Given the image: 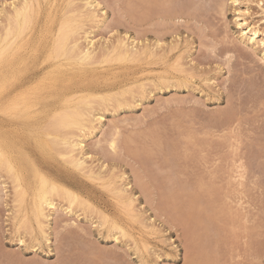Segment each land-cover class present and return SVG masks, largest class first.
<instances>
[{"label":"rangeland","instance_id":"374dc122","mask_svg":"<svg viewBox=\"0 0 264 264\" xmlns=\"http://www.w3.org/2000/svg\"><path fill=\"white\" fill-rule=\"evenodd\" d=\"M92 1L90 4L95 6H85L79 14L80 8L85 3L83 0H0L1 27L6 25V17L11 14L14 6H20L24 2L29 3L32 13L30 25L27 26L26 31L18 40L23 49L19 50L16 57L13 58L14 67L12 71L14 77L11 80L12 86L3 94L0 103V150L4 153L2 159L9 160L12 163L21 178L20 184L25 192L22 202L14 200L16 199L15 187L18 183H16L11 173L0 166V264H187L189 258H186V261L184 257H190L187 255V250L191 248L188 247L191 245L188 243V236L186 235L187 237L184 238V235L188 232L187 226L190 227V223L184 220L181 222L180 218L183 219L185 209L183 208L184 211H181L182 209H177L176 205L184 197L180 193L185 189L186 191L189 190L187 187L191 182H188L194 179H191L194 174L189 173L191 169L187 168L191 180H184L188 176L187 170H185L186 165H182V161L183 163L185 161L182 153H186L185 147L182 148L184 146L182 144L185 142L184 136L186 138L184 133L189 130L188 121L192 116L196 119L194 123L197 125L193 123V118L191 120L194 126L201 123L199 127H203L202 129L212 127V130L208 131L209 133L206 131V134H211L209 137L211 136L212 140H214V135L216 137L212 146L215 148V145L218 144L217 149L215 148L216 152L212 149L215 154L219 152L218 155L220 157L222 155V158L228 154L227 158L229 156V159L231 155H237L238 158L243 156L237 159L238 161L233 159L236 156L231 158L233 159L231 161L226 160L228 161V165H226V158L222 159L221 162L218 159L220 157L216 156L217 154L210 152L208 147L212 143L210 145L206 144L210 152L207 153L214 154L211 155L214 158L207 156L208 159L217 157L215 160L212 159L215 162L208 161L214 165L213 167H215L213 163H216L217 160V165L221 162V165L225 168L229 166L230 162L235 161L233 163L238 164L241 160L240 162L243 165L239 166L246 168L243 169L245 173L239 169V175L238 172L233 174L234 167H240L238 165L231 167V164L229 168H232V170L227 172L229 168L226 169L225 177H223L224 170L222 166L223 174L219 173L222 177L217 176L219 174L216 175L217 172L222 171L221 169L219 171L216 168L217 172L212 171L217 176L215 179L220 177L218 182L222 187L217 186L218 188L226 187L225 184L229 181H225L226 183L223 181L228 179L227 175L230 174V181L237 174L235 180H241L240 183H243L242 186H238L240 183L233 180V185L235 182L234 189L239 187L240 191L238 189L230 191L225 188L227 191L225 190L224 193H228V195L230 193V198L233 192L237 194V196L233 195L235 196L234 199L227 198L228 195L222 194L223 190H218L223 198L225 195L229 203L232 202L228 204L231 205V208H235L234 211L240 202H242V208H245L239 209L240 207H238L237 213L242 214L239 217L240 223L236 224L238 228L234 225L237 228L235 231L231 229L235 232V235H238L235 237L231 235L230 237L228 232L222 228L224 232H227L226 234L223 232V234L228 235L230 238L222 234L223 237L233 241L223 243L222 241L227 239H219L222 240L218 241V245L221 246H217L218 248L216 247L217 250H215L217 233L222 230H217L222 225L221 219L228 220L227 213L231 214V217L234 212L233 210L232 213L226 210L227 213L222 211L225 209H222L223 204H225L223 200L222 206L218 205L217 208L222 207V210H220L225 212L227 219L225 217L221 218L224 214L221 217H216V219L221 218L220 221L215 220L221 222L219 226L211 220L209 222L211 227L208 225V232L210 233L209 236L212 235L213 237H210V239L209 236H206L207 241L204 238L200 239L197 246L202 253L203 249L209 252L211 245H213L212 249L215 248L213 250L218 254L213 252L212 249L209 254L215 253L217 258L214 257L215 255L213 257L215 263L217 262L216 264H264V44L260 42L264 38V0H181V2L178 0L179 5L177 0H174L172 5L176 7L170 5L174 8L172 10L176 13V10L179 12V9H181L183 11L182 13L180 11V13L184 16L180 15V20L177 19L176 22L174 20L175 23L168 20L171 22L169 23L166 19L167 24L165 19H156V24L150 20L153 18L152 16L148 18L149 14L147 12L148 23L142 24L140 22L142 13L139 11L140 5L138 6L140 0H96L97 2L94 0L95 3ZM76 5L78 6L76 7ZM179 6L181 7L179 8ZM196 9V14H194ZM149 13L152 12L149 11ZM153 13L155 14V12ZM188 13L189 15H185ZM92 14L95 17L92 18ZM162 18H164L163 15ZM241 19L245 20L246 27L251 30L256 29L258 32L254 41H251L248 35L243 36L241 34L243 27H245L238 25ZM162 22L165 24L163 25ZM63 23L69 24L71 28H77V34L75 35L78 36L79 46L83 49L87 48L88 41L94 43L95 52L99 51L97 54L95 53V57L83 62L57 51L58 28H61L60 26ZM147 26L148 28H146ZM1 27L0 31L2 32ZM85 36L88 41L85 40ZM134 45L143 49L144 54L142 56L122 58L117 55V51L113 52L111 50L112 47H117L130 51V48ZM91 60L94 61L91 62ZM35 74H39L41 79L35 80L33 76ZM41 83L43 84L38 86ZM31 85L41 88L40 91H36L37 93L34 91L35 93L22 97L26 100V103L11 107V110H9L8 105L10 103L7 99L15 95L18 96V93L27 87H31ZM86 93L93 95L94 98L89 99L90 101H84V103L81 102L77 105V110L75 109L71 113L80 115L82 120L76 119V121L81 122L83 126L86 124V120L91 121L90 123L87 122V129L82 127L79 131L78 128L82 126L81 123V126L74 124V126H79L76 127L78 130L75 128L70 129L73 128L72 125H69L68 128H58L59 126L56 127L54 124H50L54 109H56L55 106L64 104L73 95L75 97L84 96ZM217 109H223V111ZM183 116H186L185 118L188 121L182 118ZM213 117L217 119L214 118L213 120ZM175 118L177 119L175 120ZM181 118L182 120H180ZM229 119L230 121L234 120V125L231 124L233 126L230 128L235 130L232 131L229 128L231 131L230 136L227 134L229 129H222L221 125L223 126V124H220L223 123L222 121L225 120L224 122H226ZM184 120L187 122L185 123ZM211 121L213 122L211 123ZM206 122L209 126L206 125ZM178 123L180 124L178 125ZM204 124L205 127L202 126ZM241 125H244V127ZM215 126L222 130L217 129ZM182 129L184 130L182 131ZM71 130H74V132H71ZM215 130H218V132ZM223 130H225L224 134ZM70 132L73 134L70 136H77L79 140L83 141L82 152L89 156L86 164L95 170L94 175L77 170L71 162L67 161L68 159L66 160L65 153L61 151L63 146H59L61 144L56 145L59 142L57 140H61L62 137L66 138ZM179 132L184 136H181ZM241 133L242 135H240ZM208 134L206 137H208ZM217 136L221 139H218ZM113 137L116 140L115 150L108 146L109 140ZM70 138L75 139L74 137ZM205 139L207 140V138ZM225 140H230L227 143H231L230 146L232 147L235 146L234 150L237 149V153L232 151L233 154L236 153L235 155L231 154L232 152L230 153L232 147L229 150V147L226 144L224 145ZM237 140H240L241 145ZM247 140L250 141L246 142ZM218 142L221 145L223 144L224 147L223 145L220 147ZM232 142L236 143H233V145ZM255 142L257 143L256 146ZM225 146L228 147L229 151L227 149V151H224ZM164 147L166 148L164 149ZM218 147L223 150L221 149L220 152ZM173 149L178 150L174 151ZM246 149H248V152ZM62 150L65 152L64 148ZM239 150L243 153H240ZM179 154L182 155H180L181 158ZM202 154L204 155V152ZM164 157H167V160ZM164 160L167 162H164ZM168 162L170 164H167ZM187 162L188 158L185 163ZM204 163L206 162L201 165ZM207 163L204 166L208 165ZM200 164H196L197 168L195 169H198L196 171L201 170L198 167H201ZM210 164L208 166H211ZM238 168H236L237 171ZM203 169L205 170V168ZM209 169L210 167L206 168V172H199L206 174ZM211 169L213 170L212 166ZM211 169L209 173H211ZM181 171L185 173L181 174ZM242 172L244 173L243 177L240 176L243 175ZM214 174H212L213 177H215ZM40 175L51 182L67 187L79 196V199L87 201L86 205H88L87 203L89 205L86 206L83 201L82 204L76 202L72 207L67 208L68 203L66 201L60 197H58V200L57 196H49L54 201L57 211L52 212L44 207L47 218L41 219L44 227L40 230L35 217ZM196 176L194 183L197 180ZM205 178L203 180H210L208 173ZM212 181L208 186L216 192L215 185L218 182L216 184V181H213L214 184ZM119 188L123 189V193L117 192V190H120ZM228 188L233 189L232 186ZM236 192H239V194ZM178 194L180 195L178 196ZM223 198H218V200ZM130 202L132 205L129 206ZM218 202L222 203V201ZM181 205L184 206L182 203ZM65 208L66 210L63 212ZM178 208H180L179 205ZM228 208L230 209V207ZM228 208L226 209L228 210ZM177 210L181 214L183 213L181 217ZM221 211L220 213H222ZM241 216L244 218L241 219ZM239 218L236 216V222H239L237 221ZM230 221L225 223L228 222L229 225ZM231 222L233 224L234 221ZM225 223H223L224 226ZM241 223L244 226L240 225ZM212 225L217 228L214 230ZM239 225L241 229H239ZM210 229H213V231ZM231 230L230 232H232ZM237 231L239 232L237 233ZM212 240L214 243H211ZM203 241L207 243L205 245L208 249L204 246ZM222 244L227 245V247H223ZM247 245L250 248L252 247L253 251L248 249ZM190 251L192 253L193 248ZM248 252H251V255ZM228 254H230L229 258Z\"/></svg>","mask_w":264,"mask_h":264},{"label":"bare ground","instance_id":"6f19581e","mask_svg":"<svg viewBox=\"0 0 264 264\" xmlns=\"http://www.w3.org/2000/svg\"><path fill=\"white\" fill-rule=\"evenodd\" d=\"M72 1V0H71ZM96 1V0H95ZM95 1L93 0L92 2H94L95 3ZM173 1V2H172ZM180 2H181V0H179ZM187 1H189V0H187ZM193 1V0H192ZM191 1V2H192ZM29 2V1H28ZM83 2H85L84 3V6H80L81 8H80V11H79V14L81 13V11L83 10V7H85V6H90V7H94L95 5H91L90 4V2H91V0H83ZM97 2V1H96ZM140 2V3H139ZM139 2H136V3H139L138 4V6L140 5V12L142 13V15L140 16V17H142V19H141V23L142 24H146V22L148 23V19L146 18L147 17V15H148V18H150L151 16L153 17L152 19H150L151 21H154L156 24H157V22H156V19H165V23H166V19H167V22H169L168 20H170V21H173L174 22V20H175V22H176V20L177 19H179L180 20V18H181V16L183 15L184 16V14H181L182 13V11H181V9H179L180 11H181V13H180V11L179 12H177V10H176V13L173 11L174 10V6L172 5V4H174V0H140ZM172 2V3H171ZM176 2V1H175ZM199 2V1H198ZM76 3V2H75ZM75 3H74V5H75ZM101 3V2H100ZM177 3H178V0H177ZM79 4V3H78ZM97 4V3H96ZM185 4V3H184ZM183 4V5H184ZM73 5V4H72ZM71 5V6H72ZM170 5H172L173 7H171ZM178 5H179V3H178ZM194 5H196V3H194ZM78 5H76V7H77ZM186 6V5H185ZM184 6V7H185ZM191 6V5H190ZM218 6V5H217ZM70 7V6H69ZM75 7V6H74ZM171 7V8H170ZM176 7V6H175ZM181 6H179V8H180ZM194 7V6H193ZM68 8V7H67ZM73 8V7H72ZM138 8V7H137ZM138 8V9H139ZM172 8H173V10H172ZM192 8V7H191ZM214 8V7H213ZM219 8V7H218ZM217 8V9H218ZM69 9V8H68ZM137 9V10H138ZM148 9V10H147ZM177 9V8H176ZM182 9H184V8H182ZM193 9V8H192ZM216 9V10H217ZM74 10V9H73ZM73 10H71V11H73ZM75 10H76V8H75ZM77 10H79V9H77ZM154 10V11H153ZM68 11V10H67ZM139 11H138V13H139ZM149 11L150 12H152V13H149ZM186 11V10H185ZM189 11V10H188ZM190 11H192L191 9H190ZM190 11H189V13H190ZM195 11H197V9L196 10H194V14H196L195 13ZM215 11V10H214ZM220 11V10H219ZM11 12V11H10ZM148 14H147V13ZM153 12H155V14L153 13ZM198 12H199V10H198ZM197 12V13H198ZM213 12V11H212ZM189 13L188 14H185V15H189ZM200 13V12H199ZM211 13V12H210ZM220 13V12H219ZM146 14V15H145ZM152 14V15H151ZM153 14H154V16H153ZM162 15H163V17L164 18H162ZM181 15V16H180ZM192 16H193V14H191ZM190 15V16H191ZM198 15V14H197ZM200 15V14H199ZM93 17H95L94 16V14H92V18ZM200 18H201V16H199ZM198 17V18H199ZM194 18V17H193ZM138 19V18H137ZM197 19V18H196ZM31 20H32V13H31V8H30V6H29V3H26V2H24L22 5H20V6H14L13 7V11L11 12V14H9V15H7V17H6V25L4 26V27H1L2 28V32L0 31V103H1V98H2V96H3V94L5 93V92H7L10 88H11V80L13 79V71H12V69H13V67H14V62H13V58H15L16 57V53L19 51V50H21V49H23L22 48V45L20 44V43H18V40L20 39V37L22 36V34L26 31V29H27V26L28 25H30V23H31ZM43 20V19H42ZM187 20H188V18H187ZM195 20V19H194ZM201 20H202V18H201ZM5 21V20H4ZM185 21V20H184ZM43 22V21H42ZM160 22V21H159ZM158 22V23H159ZM174 22V23H175ZM180 22V21H179ZM4 23V22H3ZM163 23V22H162ZM165 23H163V25L165 24ZM169 23H171V22H169ZM139 24V23H138ZM167 24V23H166ZM151 25H152V22H151ZM154 25V24H153ZM178 25V24H177ZM238 25L239 26H241V27H243V26H245L246 25V23H245V20L244 19H241V22H239L238 23ZM79 26V25H78ZM61 28H58V35H57V38H56V48H57V51L59 52V53H62V54H64V55H68V56H72L73 57V59H76V60H78V61H85V60H90L92 57H95L94 55H95V53L97 54V52H99V51H97V52H95V49H94V43L92 42V41H88L87 39H86V36L84 37L85 38V40H87L88 41V46H87V48H84L83 49V47H80L79 46V43H78V40H77V38H78V36L76 37V35L75 34H77V28H71L70 27V25L69 24H67V23H63V24H61V26H60ZM145 27V26H144ZM150 27V26H149ZM157 27H158V25H157ZM166 27V26H165ZM181 27V26H180ZM81 28V27H80ZM146 28H148V26L146 27ZM143 30H145L144 28H143ZM146 31V30H145ZM29 32V31H28ZM83 32V31H82ZM143 32V31H142ZM78 33H81V32H78ZM144 33V32H143ZM149 33V32H148ZM243 36H246V35H248V38L251 40V41H254V39H256V37H257V35H258V32L256 31V29L254 30H251L250 28H248V27H243V30H242V33H241ZM27 35V34H26ZM79 35V34H78ZM144 35H145V33H144ZM75 39H74V38ZM79 37H80V35H79ZM24 39V38H23ZM260 42H262V44H264V38H262V40L260 41ZM244 45V44H243ZM264 48V47H263ZM99 50V49H98ZM111 50L114 52V51H117V55L119 56V57H122V58H125V57H129V56H133V57H135V56H142L143 54H144V52H143V49L142 48H138L136 45H134V46H132L131 48H130V51H127V50H123V49H121V48H117V47H112L111 48ZM168 51V50H167ZM100 54V53H99ZM101 54H102V52H101ZM106 54V53H105ZM97 56V55H96ZM99 56V55H98ZM182 58V57H181ZM94 61V60H93ZM92 60H91V62H93ZM180 61V60H179ZM182 61V60H181ZM20 65V64H19ZM187 68V67H186ZM188 70V69H187ZM41 71V70H40ZM179 72V71H178ZM34 76V78H35V80H40L41 79V76L39 75V74H35V75H33ZM194 76V75H193ZM192 79V78H191ZM43 83H41V84H39L38 86H40V85H42ZM40 89L41 88H38L36 85H31V87H27V88H25L24 90H22L20 93H18V96L17 95H15V96H12L11 98H8L7 100H9V105H8V108H10L9 110H11V107H15L16 105H20V104H23V103H26L25 101V99H22V97H27V96H29L31 93H33L34 91L36 92H38V91H40ZM134 91V90H133ZM34 92V93H35ZM36 92V93H37ZM93 96V95H92ZM91 96V94H88V93H86V95H80V96H71L70 98H69V100H67L64 104H60V105H58V106H55L56 107V109H54V112H53V115H52V120H51V123L50 124H54V126H59L58 128H68V127H70L71 125L73 126V128L71 127L70 129H76V125H80V123L81 122H77L76 121V119L77 120H80L81 118H80V115L79 114H75V113H71L72 111H74L75 109H76V107H77V105L78 104H80L81 102L82 103H84V101L86 102L87 100H91V98H94V97H92ZM95 96V95H94ZM101 96H102V94H101ZM101 96H99V97H101ZM103 97V96H102ZM101 97V98H102ZM174 97V96H173ZM235 98V97H234ZM113 99V98H112ZM174 99H176L175 97H174ZM259 99H261V98H259ZM89 100V101H90ZM172 100V99H171ZM170 100V101H171ZM93 101V100H92ZM112 101V100H111ZM245 101V100H244ZM137 102V101H136ZM172 102H174V101H172ZM238 102V101H237ZM257 102V101H256ZM261 102V101H260ZM89 103V102H88ZM113 103V102H112ZM111 103V104H112ZM231 103V102H230ZM232 103H233V101H232ZM99 104V103H98ZM247 104V103H246ZM259 104V103H258ZM257 104V105H258ZM231 105H233V104H231ZM263 105V104H262ZM93 106H95V105H93ZM230 107V106H229ZM93 108H95V107H93ZM228 108V107H227ZM248 108H249V106H248ZM258 108V107H257ZM261 108H262V106H261ZM263 108H264V105H263ZM84 109V108H83ZM98 109V108H97ZM191 109V108H190ZM233 109V108H232ZM251 109V108H250ZM252 109H254V108H252ZM256 109V108H255ZM77 110V109H76ZM86 110V109H85ZM174 110V109H173ZM217 110H219V109H217ZM262 110V109H261ZM79 111V110H78ZM89 111H90V109H89ZM93 111V110H92ZM91 111V112H92ZM183 111V110H182ZM185 111V110H184ZM187 111V110H186ZM189 111V110H188ZM219 111H223V109L222 110H219ZM227 111H229V110H227ZM237 111V110H236ZM178 112V111H177ZM224 112H225V110H224ZM243 112V111H242ZM258 112H260V111H258ZM263 112V111H262ZM85 113V112H84ZM83 113V114H84ZM89 113V112H88ZM188 114H190L189 112H187ZM191 113H192V111H191ZM198 113V112H197ZM226 113V112H225ZM231 113H234V112H231ZM247 113V112H246ZM249 113V112H248ZM264 113V112H263ZM73 114V116H71ZM86 114V113H85ZM193 114V113H192ZM211 114H214V113H211ZM217 114V113H216ZM221 114H222V112H221ZM237 114H238V112H237ZM241 114V113H240ZM259 114V113H258ZM173 115H175V114H173ZM180 115V114H179ZM218 115V114H217ZM242 115V114H241ZM243 115H247V114H243ZM262 115V114H261ZM74 116H75V118H74ZM84 116V115H83ZM93 116V115H92ZM188 116V115H187ZM198 116V115H197ZM218 116H221L220 114L218 115ZM234 116V115H233ZM249 116V115H248ZM254 116V115H253ZM258 116H260V115H258ZM76 117H78V118H76ZM172 117H174V116H172ZM186 117V116H185ZM184 116L182 117V118H185ZM201 117H203V116H201ZM230 117V116H229ZM238 117V116H237ZM242 117V116H241ZM90 118V117H89ZM100 118H102L101 116H100ZM180 118V117H179ZM178 118V119H179ZM182 118L180 119V120H182ZM190 118V117H189ZM192 118H193V116H192ZM190 119V121L191 120H193V119ZM207 118V117H206ZM214 118H216V117H213L212 119L214 120ZM219 118H221V117H219ZM232 118H234V117H232ZM240 118V117H239ZM245 118V117H244ZM247 118V117H246ZM249 118V117H248ZM174 119V118H173ZM172 119V120H173ZM177 118H175V120H176ZM187 121H188V119L187 118H185ZM198 120H199V118H197ZM217 119V118H216ZM222 119V118H221ZM220 119V120H221ZM227 119H228V117H227ZM237 119V118H236ZM253 119V118H252ZM82 120V119H81ZM171 120V119H170ZM174 120V121H175ZM206 120V119H205ZM223 120V119H222ZM240 120V119H239ZM244 120V119H243ZM248 120V119H247ZM256 120V119H255ZM260 120V119H259ZM173 121V122H174ZM186 121V122H187ZM190 121H188L189 123V130H187L185 133H184V135L186 134V138H185V136H184V138L183 139H185V142H184V140H183V144L182 145H184V146H182V148L183 147H185V152L186 153H182V155H183V160H185L184 161V163H183V161H182V165H186V167H185V170H187L186 171V173H187V176L189 177H187V178H185L184 180L186 181V179H189V180H191V179H193V181L195 180V174L197 173L198 175V178H197V176H196V181H195V183L191 180V181H189L188 183H190L189 185L191 186L190 188H189V185H188V187H187V189H189V190H187L186 191V189H185V191H183L182 193H180V192H177V193H180V194H183L184 195V197L178 202V205H179V207L180 208H178V205H176L177 206V209H182L181 211H184L183 210V208L185 209V211H184V216H182V214L180 213V211L179 210H177V211H179V213H180V217L182 216L183 217V219H181L180 218V220H181V222H182V220H184L185 222L187 221H189V223H190V227H189V225L187 226V233H185V235H184V238H185V236L187 237V240H188V243H189V245H191V246H188L189 248L191 247V248H193V251H192V253H191V248L190 249H188L187 251H188V253H189V251H190V255L187 253V255L188 256H190V257H184L185 259L187 258H189L188 260V263L187 264H216L215 263V261H214V257H216V255H215V253H216V251L215 250H217V246H219L218 245V241L220 242V241H222V240H224V239H227L226 241L224 240V241H222L223 243H228V241H230L231 239H228V238H230L231 237V235L232 236H236V235H238V234H236L235 235V229H237L238 228V226L236 225V224H238V223H240V215H242V214H239V212L237 213V209H238V207H240L239 209H245V208H242V205H241V203L242 202H240V204L237 206V209L235 210L236 211V213H237V218H239V219H237V221H239V222H236V220H235V218H236V216H235V214L236 213H234L235 211H234V209L233 208H231V205L229 206V204L230 203H232L231 201H230V203H229V201H228V197L229 196H231L230 195V193H229V195H228V193H224V192H226L227 190L226 189H228V190H235V189H238L239 187H235V189H234V185H235V182H234V185L232 184L233 183V180L234 181H236L237 183L239 182L240 183V181L241 180H235V176H238L239 175V173H240V171L241 170H243L244 168V166L242 167V166H239V165H243L240 161V164H239V162H238V164H234L233 162H235V161H238L237 159H239V158H242V157H239L238 158V156L237 155H235L237 152V149L236 150H234V147L235 146H230L231 145V143L229 144V143H227V141H230V140H225V142H223L224 143V145L226 144V146H228V147H226V148H224L225 150L224 151H227L228 149L230 150V148L232 147V149H231V151H230V153L233 151V152H236V153H234L233 154V152L231 153V154H233V155H235V156H232L231 154V156H230V159H229V156H228V158H227V155H225V157H223L222 158V155H221V157L218 155V154H220L219 152L218 153H214V152H216V150H215V148L217 147V145H215L214 147L215 148H213L212 146L214 145L213 144V141H215V138L216 137H214L213 136V138H214V140H212V138H211V136L209 137V135H211V134H208L209 132L208 131H211L212 130V127L211 128H209L208 126V122H206V125H208L207 127L209 128V129H202V128H200L199 126L201 125V123H198V124H200V125H198V126H196L197 124L196 123H194V121H196V119H194L193 120V123L194 124H196L195 126L193 125V123H192V121L190 122ZM225 121V120H224ZM224 121H222L223 123H220V124H223V126L221 125V128L222 129H229L230 127H232L234 124H233V121L234 120H231L230 121V119L229 120H226V122H224ZM240 121H242V120H240ZM87 122L88 123H90L91 121H87L86 120V124H87ZM178 122V121H177ZM176 122V123H177ZM181 122V121H180ZM184 122H185V120H184ZM185 122V123H186ZM200 122V121H199ZM203 122V121H202ZM213 121H211V123H212ZM258 122V121H257ZM78 123V124H77ZM182 123V122H181ZM225 123V124H224ZM236 123H238V122H236ZM246 123V122H245ZM252 123V122H251ZM74 124H76L75 126H74ZM82 124V123H81ZM86 124H84V126H83V124H82V126L81 127H77L78 129H80V128H84V129H87L88 127H87V125ZM172 124V123H171ZM180 123H178V125H179ZM182 124H184V123H182ZM231 124H233V125H231ZM242 124V123H241ZM70 125V126H69ZM187 125V124H186ZM211 125V124H210ZM215 125V124H214ZM217 125V124H216ZM218 125H219V123H218ZM239 125V124H238ZM66 126V127H65ZM185 126V125H184ZM202 126H204L205 127V124L204 125H202ZM236 126V125H235ZM242 127H244V125H241ZM260 126V125H259ZM264 126V125H263ZM262 126V127H263ZM169 127H170V124H169ZM179 128H180V126H178ZM183 127V126H182ZM195 127H196V129H195ZM216 127V126H215ZM219 127H220V125H219ZM173 128H175V127H173ZM214 128V127H213ZM217 129H220V130H222L221 128H218V126L216 127ZM255 128H257L256 126H255ZM78 129H76V130H78ZM171 129V128H170ZM185 129V128H184ZM184 129H182V131L184 130ZM200 129V130H199ZM215 129V128H214ZM231 129V128H230ZM230 129H229V133H227L228 134V136H230V134H231V131H230ZM233 129H234V127H233ZM240 129V128H239ZM238 129V130H239ZM242 129H244V128H242ZM247 129V128H246ZM264 129V128H263ZM83 130V129H82ZM202 130V131H201ZM203 130H205V131H203ZM219 130V131H220ZM232 130V129H231ZM237 130V131H238ZM261 130V129H260ZM59 131V130H58ZM62 131V130H61ZM79 131H81V129L79 130ZM78 131V132H79ZM195 131H198V132H196L195 133ZM206 131L208 132L207 134H208V137H206ZM216 131V130H215ZM224 131L225 130H223V134H224ZM232 131H235V130H232ZM241 131V130H240ZM243 131V130H242ZM246 131V130H245ZM244 131V132H245ZM247 131H248V129H247ZM249 131H251V130H249ZM71 132H74V130H71ZM70 132V133H71ZM114 132H115V130H114ZM157 132H159L158 130H157ZM170 132H172V131H170ZM176 132H177V130H176ZM213 133H214V130L212 131ZM216 132H218V130L216 131ZM252 132H253V129H252ZM256 132V131H255ZM262 132V131H261ZM69 133V136H65L66 138H64V137H62V139L61 140H57V141H59V142H57L56 143V145H58V144H61V145H59V146H63L62 148H64V151L65 152H63V150H62V148H61V151H62V153H65V155L64 156H66V160L68 161V162H71L72 163V166L74 165L75 166V168L77 169V170H81V171H85V172H87L89 175H94L95 174V170H93L92 169V167L91 166H87V164H86V160L89 158V156H87L86 154H84L83 152H82V150H83V144H82V140H79V137L77 138V136L75 137V136H70V135H73L72 133L70 134ZM117 133V132H116ZM175 133V132H174ZM180 133V135H181V132H179ZM178 133V134H179ZM239 133V132H238ZM258 133H260V132H258ZM76 134V133H75ZM111 134V133H110ZM154 135H155V133H153ZM152 134V135H153ZM216 134V133H215ZM233 134V133H232ZM251 134V133H250ZM255 134V133H254ZM117 135V134H116ZM152 135H151V137H152ZM157 135V134H156ZM159 135V134H158ZM157 135V136H158ZM177 135V134H176ZM179 135V137L181 138V136ZM217 135H218V133H217ZM220 135H222L221 133H220ZM220 135H219V137H220ZM226 135V134H225ZM238 135V134H237ZM240 135H242V133L240 134ZM261 135V134H260ZM260 135H258V136H260ZM146 136V135H145ZM145 136H143V137H145ZM156 136V137H157ZM172 136H173V134H172ZM178 136V135H177ZM176 136V138H178ZM224 136V135H223ZM245 136V135H244ZM243 136V137H244ZM248 136V135H247ZM246 136V137H247ZM250 136V135H249ZM257 136V137H258ZM54 138H55V136H53ZM70 137H74L75 139H73V138H70ZM111 137V136H110ZM207 138V140L205 139L204 140V138ZM239 137V136H238ZM242 137V138H243ZM245 137V138H246ZM69 138V139H68ZM77 138V139H76ZM154 138V137H153ZM175 138V139H176ZM217 138H218V136H217ZM223 138V137H222ZM226 138H228V137H226ZM233 138V137H232ZM240 138V137H239ZM261 138V137H260ZM56 139H58L57 137H56ZM137 139H139V138H137ZM141 139V138H140ZM139 139V140H140ZM211 139V140H210ZM218 139H221V138H218ZM217 139V140H218ZM235 139V138H234ZM238 139V138H237ZM247 139V138H246ZM250 139H252L251 137H250ZM256 139V138H255ZM127 140V139H126ZM145 140V139H144ZM169 140V139H168ZM178 140H179V138H178ZM210 142H209V141ZM217 140H216V142H217ZM257 140V139H256ZM255 140V141H256ZM158 141H159V139H158ZM176 141H177V139H176ZM206 141V142H205ZM212 141V142H211ZM233 141H235V140H233ZM237 141H239V144L241 143L240 142V140H237ZM241 141H242V139H241ZM243 141H244V139H243ZM248 141H250V140H247L246 142H248ZM253 141V140H252ZM131 142V141H130ZM137 142V141H136ZM145 142V141H144ZM150 142V141H149ZM162 142V141H161ZM175 142V141H174ZM181 142H182V140H181ZM220 142H222L221 140H220ZM220 142H218V143H220ZM260 142H262V141H260ZM9 143V142H8ZM95 143V142H94ZM146 143V142H145ZM166 143V142H165ZM176 143V142H175ZM179 143V142H178ZM210 143H212V145H210ZM233 143H236V142H232V144ZM238 143V142H237ZM126 144V143H125ZM155 144H157V143H155ZM162 145H163V143H161ZM180 144V143H179ZM206 144L207 145H210L208 148H210V152H213L214 150V154L217 156V157H220V158H218L219 159V161H221L222 162V159L224 160V158H226L225 159V162L227 163L226 165H228V161H226V160H229V161H231V160H235V161H233V162H230L229 163V166H231V164H232V166L231 167H234L235 165L237 166H239L240 168H238V167H234L235 169V171H232V173L234 174V172H238V175L236 174V175H234L232 178V181H230L231 180V172L230 173H228V174H230V175H227L228 176V179H226V180H224L223 182H227V181H229L228 183L232 186V188L233 189H229L228 187H230L231 188V186L229 185H227V184H225V186L226 187H224V184H223V187L224 188H221L222 187V185H220L219 184V182H218V180L220 179V177H222V175L221 174H219V173H222L223 174V170H224V174H223V177H225V172H226V169L228 170V168H229V166L227 167L225 164H224V162H223V164L226 166V168L225 167H223V165H221V162H219V164L217 165V163H218V160H217V162L216 163H213V164H215V167H213L214 165H212V163L210 164L208 161H212V159L214 158V156H211V155H214V154H208V153H210L209 152V149L207 148V146H206ZM216 144V143H215ZM228 144V145H227ZM249 144V143H248ZM115 145H116V140H115V138L113 137V138H111L110 140H109V144H108V146L111 148V149H114L115 150ZM223 145V144H222ZM221 145V143H220V147L222 146ZM224 145H223V147H224ZM234 145V144H233ZM241 145V144H240ZM240 145H239V147H240ZM257 145V143L255 142V146ZM126 146V145H125ZM158 146H159V144H158ZM164 146V145H163ZM168 146H169V142H168ZM176 146V145H175ZM178 147H179V145H177ZM237 146H238V144H237ZM244 146V145H243ZM254 146V147H255ZM97 147V146H96ZM157 147V146H156ZM171 147V146H170ZM174 147V146H173ZM172 147V148H173ZM212 147V148H211ZM220 147H218L219 149H220V152L223 150L222 148H220ZM245 147V146H244ZM249 147H251V146H249ZM260 147V146H259ZM137 148V147H136ZM143 148V147H142ZM141 148V149H142ZM154 148V147H153ZM159 148V147H158ZM163 148V147H162ZM166 147H164V149H165ZM176 148V147H175ZM181 148V147H180ZM228 148V149H227ZM248 148V147H247ZM252 148V147H251ZM258 148V147H257ZM256 148V149H257ZM146 149V148H145ZM148 149H150V148H148ZM170 149V148H169ZM179 149V148H178ZM177 149V150H178ZM208 149V151H206ZM212 149H214V150H212ZM217 149V148H216ZM222 149V150H221ZM227 149V150H226ZM152 150V149H151ZM154 150H156V149H154ZM158 150V149H157ZM174 150V149H173ZM176 149L174 150V151H177ZM228 150V151H229ZM241 150V149H240ZM239 150V151H240ZM247 150V152H248V149H246ZM134 151V150H133ZM146 151V150H145ZM159 151V150H158ZM166 151V150H165ZM171 151V150H170ZM180 151V150H179ZM182 151V150H181ZM206 151V152H205ZM219 151V150H218ZM250 151V150H249ZM112 152V151H111ZM138 152V151H137ZM144 152V151H143ZM151 152V151H150ZM150 152H148V153H150ZM153 152V151H152ZM155 152V151H154ZM153 152V153H154ZM157 152V151H156ZM160 152V151H159ZM168 152V151H167ZM167 152H164V153H167ZM183 152V151H182ZM204 152V155L207 157H209V156H211V157H213V158H211V159H208V157H207V159L205 160V156L202 154ZM208 152V153H207ZM242 151H240V153H241ZM147 153V152H146ZM145 153V154H146ZM158 153V152H157ZM229 153V152H228ZM239 152H238V154L239 155H241ZM243 153V152H242ZM144 154V153H143ZM151 154V153H150ZM161 154V153H160ZM177 154H178V152H177ZM187 155V157H186V155ZM63 155V154H62ZM139 155H140V153H139ZM175 155H176V153H175ZM175 155H173L174 157H175ZM181 154H179V156H180ZM181 155V156H182ZM185 155V156H184ZM196 155V156H195ZM242 155H244V154H242ZM251 155V154H250ZM254 155H255V153H254ZM259 155V154H258ZM3 156H4V153L0 150V166L2 167L3 166V168H5L6 169V171L8 172V173H11L12 174V176L14 177V179H15V181H16V183H18L17 184V186L15 187V197H16V199H14L16 202H22L23 200H24V196H25V192L23 191V188H22V185L20 184V180H21V178H20V176H19V174H18V172L16 171V169L13 167V165H12V163L9 161V160H6V159H2L3 158ZM148 156V155H147ZM156 156V155H155ZM181 156H180V158H181ZM245 156V155H244ZM143 157V156H142ZM150 157V156H149ZM159 157V156H158ZM194 157H196V158H194ZM205 157V158H204ZM217 157H215V159H217ZM233 157H235V158H233ZM147 158V157H146ZM165 158V157H164ZM167 158V157H166ZM165 158V159H166ZM171 158V157H170ZM176 158V157H175ZM187 158H188V162L187 163H185L186 161H187ZM210 158V157H209ZM231 158H233V159H231ZM162 159H163V157H162ZM177 159H178V157H177ZM176 159V160H177ZM215 159H213V160H215ZM256 159V158H255ZM146 160V159H145ZM167 160V159H166ZM179 160V159H178ZM182 160V159H181ZM180 160V161H181ZM197 160V161H196ZM161 161V160H160ZM159 161V162H160ZM169 161V160H168ZM174 161V160H173ZM244 161V160H243ZM246 161V160H245ZM249 161V160H248ZM158 162V163H159ZM162 162V161H161ZM164 162H167V161H165L164 160ZM177 162V161H176ZM197 162H199V163H197ZM203 162H208L207 164L209 165H211L212 166V168H213V170L211 169V166H208V165H206V166H204V164H206V163H204L203 165H201ZM212 162H215V161H212ZM70 163V164H71ZM174 163V162H173ZM180 163V162H179ZM201 163V164H200ZM237 163V162H236ZM167 164H170L169 162L167 163ZM178 164V163H177ZM201 165V167L200 166H198L201 170H199L200 172L201 171H205L206 170V168H208V167H210V169H211V173H212V171L213 172H217L218 170L220 171V169L222 170V167H223V170L221 171V172H217L216 173V175L217 174H219V175H217V176H220L219 177V179H215L217 176L214 174V173H212V174H214V176L215 177H213V175L211 174V173H209L210 172V169H209V172H208V170H207V173H208V177H209V179L211 180V177L213 178V179H215V180H213L214 182L216 181V184H217V182H218V184L217 185H215V189H217L216 190V192L215 191H212V189H211V187L210 186H208V185H210V182L212 181H210V180H203V179H206L205 178V176H207V173L206 174H204V172L201 174L199 171H196V170H198V169H195V168H197V165ZM234 164V165H233ZM161 165V164H160ZM171 165H172V163H171ZM179 166H180V164H178ZM184 165V166H185ZM220 165V166H219ZM173 166V165H172ZM171 166V167H172ZM184 166H183V168H184ZM222 166V167H221ZM0 167V168H1ZM160 167V166H159ZM182 167V166H181ZM220 167V168H219ZM249 167V166H248ZM170 168V167H169ZM174 168V167H173ZM180 168V167H179ZM191 169V171L189 172L191 175H193V176H191L190 174H188V169ZM203 168H205V170L203 169ZM218 170H217V169ZM236 168H238V171L236 170ZM162 169V168H161ZM171 169V168H170ZM175 169V168H174ZM214 169H215V171H214ZM239 169H240V171H239ZM246 169V168H245ZM244 169V170H245ZM3 170V169H2ZM182 170V169H181ZM184 170V169H183ZM194 172H196V173H194ZM232 170V168L230 169L229 168V170L227 171V172H229V171H231ZM243 170V171H244ZM1 171V170H0ZM104 171V170H103ZM170 171V170H169ZM178 171V170H177ZM247 171V170H246ZM102 172V171H101ZM100 172V173H101ZM182 172V171H181ZM180 172V173H181ZM184 172V171H183ZM183 172L181 173V174H183ZM193 172V173H192ZM206 172V171H205ZM173 173V172H172ZM172 173H170V174H172ZM179 173V174H180ZM185 173V172H184ZM243 173V172H242ZM244 173H245V171H244ZM244 173H243V175H240V176H244ZM6 174V173H5ZM98 174V173H97ZM96 174V175H97ZM176 174H178V173H176ZM211 176H210V175ZM227 174V173H226ZM185 175V174H184ZM204 176L203 178L202 177H199V176ZM246 175H248V174H246ZM173 176V175H172ZM175 176V175H174ZM181 176V175H180ZM190 176H191V179H190ZM9 177V176H8ZM186 177V176H185ZM149 178V177H148ZM176 178V177H175ZM180 178V177H179ZM184 178V177H183ZM237 178H241V177H237ZM7 179V178H6ZM174 179V178H173ZM139 181V180H138ZM181 181H183V180H181ZM209 181V182H208ZM212 181V182H213ZM244 181V180H243ZM7 182V181H6ZM11 182V181H10ZM171 182H173V181H171ZM209 184H208V183ZM213 182V183H214ZM222 182V181H221ZM225 182V183H226ZM212 183V184H213ZM237 183H236V185H237ZM172 184V183H171ZM176 184V183H175ZM193 184V185H192ZM215 184V183H214ZM213 184V185H214ZM246 184V183H245ZM38 185H39V187H38V189H37V191H38V193H37V198H38V201H37V204H36V207H35V217H36V219H37V224H38V226H39V229L40 230H42V228L44 227V223H43V221H41V219H46L47 218V215L44 213V207H47L48 209H50L52 212L55 210V211H57V208H56V205H55V203H54V201H52L51 200V198L49 197V196H57V198L58 197H60L62 200H64V201H66L67 203H68V207L67 208H70V207H72L76 202L77 203H80V204H82L83 203V201H84V204L87 202H85V200H81V199H79V196H77L74 192H72L71 190H69L67 187H64V186H62V185H59L58 183H55V182H51V181H49L47 178H45L43 175H40L39 176V182H38ZM183 185H184V183H183ZM185 185H187V183H185ZM243 185V183H240V185L238 184V186H242ZM251 185V184H250ZM120 186V185H119ZM178 186V185H177ZM181 186V185H180ZM217 186H221L220 188H218ZM244 187V186H243ZM2 188V187H1ZM9 188V187H8ZM170 188V187H169ZM172 188V187H171ZM170 188V189H171ZM186 188V187H185ZM226 188V189H225ZM120 189V188H119ZM242 189V188H241ZM123 190V189H122ZM121 189L120 190H117V192L118 193H123V191H122ZM184 190V189H183ZM220 190H223V193L222 194H225V195H228L227 196V198L225 197V195H224V198H223V196L220 194V192L219 191ZM226 190V191H225ZM239 190V189H238ZM237 190V191H238ZM244 190V189H243ZM254 190V189H253ZM259 190V189H258ZM164 191V190H163ZM168 191V190H167ZM170 191V190H169ZM176 191H178V190H176ZM218 191V192H217ZM240 191V190H239ZM242 191V190H241ZM165 192H166V190H165ZM171 192V191H170ZM169 192V193H170ZM222 192V191H221ZM229 192V191H228ZM254 192V191H253ZM259 192V191H258ZM236 193H238L239 194V192H236ZM261 193V192H260ZM164 194V193H163ZM180 194H178V196L180 195ZM219 194H220V196H219ZM241 194V193H240ZM251 194V193H250ZM4 195V194H3ZM175 195V194H174ZM233 195H236L237 196V194H234V192L232 193V197L231 198H233L234 199V197L235 196H233ZM241 196V195H240ZM251 196V195H250ZM260 196V195H259ZM5 197V196H4ZM170 197V196H169ZM223 198L222 200H218V198ZM166 198V197H165ZM217 198V199H216ZM226 198V199H225ZM230 198V197H229ZM230 198V199H231ZM240 198V197H239ZM244 198V197H243ZM261 198V197H260ZM60 199V200H61ZM184 199V200H183ZM229 199V200H230ZM236 199V198H235ZM2 200V199H1ZM58 200H59V198H58ZM167 200V199H166ZM223 200L225 201V204L228 206V207H230V209L225 205V204H223ZM237 200V199H236ZM239 200V199H238ZM256 200V199H255ZM184 201V202H183ZM202 201V202H201ZM204 201V202H203ZM218 201H222V203L221 202H218ZM228 201V202H227ZM233 201V200H232ZM253 201V200H252ZM9 202V201H8ZM62 202V201H61ZM82 202V203H81ZM217 202H218V204H217ZM237 202V201H236ZM239 202V201H238ZM237 202V203H238ZM248 202V201H247ZM258 202V201H257ZM259 202H260V200H259ZM171 203V202H170ZM175 203H177V202H175ZM181 203L182 204H184V206H182L181 205ZM221 203V204H220ZM229 203V204H228ZM233 203H235V202H233ZM246 203V202H245ZM83 204V205H84ZM88 205H89V203H87ZM222 204H223V208L222 209H224V210H222L220 207H218L217 208V206L218 205H220V206H222ZM86 205V204H85ZM88 205H86V206H88ZM129 206L130 205H132L131 204V202L128 204ZM172 205V204H171ZM233 205V204H232ZM252 205V204H251ZM13 206V205H12ZM168 206V205H167ZM166 206V207H167ZM173 207H175V206H173ZM236 207V206H235ZM226 208H228V210L226 209ZM166 209V208H165ZM219 209V210H218ZM222 211H227V212H231L232 213V210L234 211L233 212V215L230 217V215H229V213H227L226 211V213H227V215H228V220H225L223 217H225V212H222ZM256 209V208H255ZM64 210H66V208L65 209H63V212H64ZM176 211V212H177ZM220 211L222 212V213H220ZM264 211V210H263ZM12 212V211H11ZM69 212V211H68ZM172 212V211H171ZM55 213V212H54ZM175 213V212H174ZM218 213H220V214H218ZM240 213H241V211H240ZM246 213V212H245ZM249 213V212H248ZM96 214V213H95ZM170 214H172V213H170ZM222 214H224V216H222ZM50 215V214H49ZM173 215V214H172ZM171 215V216H172ZM227 215H226V219H227ZM245 215V214H244ZM247 215V214H246ZM170 216V217H171ZM222 216V217H221ZM90 217V216H89ZM216 217H221V218H223V219H221V218H217L216 219ZM233 217V218H232ZM96 218V217H95ZM185 218V219H184ZM232 219L234 222H233V224H232V220L230 221V219ZM244 217L243 216H241V219H243ZM251 218V217H250ZM254 218V217H253ZM94 219V218H93ZM187 219V220H186ZM220 219H221V222H222V225H220L221 224V222H217V221H215V220H218V221H220ZM97 220V219H96ZM176 220H177V218H176ZM214 221V223L216 224V225H220L221 227H219L217 230L219 231V229H222V228H224L227 232H228V235L230 236H228V235H224V234H226L227 232H224V229H222L221 230V232H218L217 233V245H214V247L216 248H213V249H215V250H213L212 249V246L213 245H211L210 243H208V244H210L211 245V248L209 249V252H208V250H205V249H203V252L202 253H206V254H202L201 252H200V248L197 246L198 245V241L200 240V239H203L204 238V240H206L205 238H206V236L208 237L209 235H210V233L208 232V225L210 226L211 225V223L209 224V222L210 221ZM225 220V221H224ZM250 220V219H249ZM261 220V219H260ZM262 220H263V218H262ZM226 221H230L229 222V225H228V222H227V224L225 223ZM244 221V220H243ZM247 221V220H246ZM252 221V220H251ZM170 222V221H169ZM172 222V221H171ZM184 222V223H185ZM217 222V223H216ZM253 222V221H252ZM173 223H175V222H173ZM180 223V222H179ZM188 223V224H189ZM214 223H212V224H214ZM223 223H225L226 225L224 226L223 225ZM235 223V224H234ZM258 223V222H257ZM260 223V222H259ZM178 224V223H177ZM182 224V223H181ZM231 224V225H230ZM236 226L237 228H235V226L232 228L231 226ZM240 225H243L242 223L240 224ZM240 225H239V227H240ZM254 225V224H253ZM259 225V224H258ZM185 226V225H184ZM228 226V227H227ZM244 226V225H243ZM262 226V225H261ZM182 227V226H181ZM211 227V226H210ZM212 227H213V225H212ZM226 227H227V229H226ZM248 227V226H247ZM215 228H217L216 226L215 227H213V229L215 230ZM230 228V229H229ZM252 228V227H251ZM257 228V227H256ZM183 230H184V228H182ZM213 229H210V230H212L213 231ZM234 230V231H232V230ZM239 229H241V227L239 228ZM248 229H250V228H248ZM181 230V229H180ZM229 230V231H228ZM230 230L233 232H230ZM242 230H244V229H242ZM248 231H250V230H248ZM255 231V230H254ZM258 231V230H257ZM223 232H224V234H223ZM231 234H230V233ZM239 231H237V233H238ZM241 232V231H240ZM246 232V231H245ZM183 233V234H184ZM209 233V234H208ZM214 233V232H213ZM221 233V234H220ZM254 233V232H253ZM28 234V233H27ZM182 234V233H181ZM225 236V237H228V238H225V237H223V235ZM240 234V233H239ZM242 234H243V231H242ZM242 234H240V235H242ZM247 234V233H246ZM252 234V233H251ZM257 234V233H256ZM216 235V234H215ZM244 235V234H243ZM223 237V238H220V237ZM253 236H255V235H253ZM182 237V236H181ZM210 237H213L212 235L211 236H209V238ZM216 237V236H215ZM215 237L213 238V240L215 239ZM243 238V237H242ZM246 238V237H245ZM254 238V237H253ZM211 239V238H210ZM210 239L208 240V242L210 241ZM219 239H222V240H219ZM232 239H234L233 237H232ZM244 239V238H243ZM114 240V239H113ZM213 240L211 241V243L213 242ZM238 240V239H237ZM246 240V239H245ZM251 240V239H250ZM186 241V240H185ZM190 241V242H189ZM207 241V240H206ZM233 240H231V242H232ZM243 241V240H242ZM21 242V241H20ZM187 242V241H186ZM196 242H197V244H196ZM235 242H236V240H235ZM241 242V241H240ZM258 242V241H257ZM191 243V244H190ZM201 243H202V241H201ZM214 243V242H213ZM185 244V243H184ZM194 244H196V246H194ZM203 244H204V246L206 247V245H207V243L206 242H204L203 241ZM206 244V245H205ZM230 244V243H229ZM228 244V245H229ZM233 244V243H232ZM252 244V243H251ZM258 244V243H257ZM200 245V244H199ZM202 245V244H201ZM209 245V246H210ZM226 245V244H225ZM235 245V244H234ZM243 245V244H242ZM249 245H250V242H249ZM249 245H247V247H249L248 249H251L252 250V247L250 248V246ZM183 246V245H182ZM203 246V248H205ZM221 246V245H220ZM222 246L223 247H227V245L226 246H224L223 244H222ZM252 246V245H251ZM257 246V245H256ZM255 246V247H256ZM35 247V246H34ZM201 247V246H200ZM238 247V246H237ZM243 247H244V245H243ZM242 247V248H243ZM246 247V248H247ZM183 248H184V246H183ZM199 248V249H198ZM207 248V247H206ZM231 248V247H230ZM239 248V247H238ZM185 249V248H184ZM198 249V250H197ZM202 249V248H201ZM208 249V248H207ZM211 249H212V251L213 252H215V253H213L212 255L211 254H209L210 252H211ZM186 250V249H185ZM205 250V251H204ZM219 250V249H218ZM232 250V249H231ZM186 251V252H187ZM200 252V253H194V252ZM248 251H250V250H248ZM253 251V250H252ZM255 251V250H254ZM229 252V251H228ZM154 253V252H153ZM231 253V252H230ZM235 253V252H234ZM249 253V252H248ZM216 254H218V253H216ZM250 255H251V252L249 253ZM213 255H215L214 257H213ZM229 255L230 254H228V258H229ZM247 255V254H246ZM249 255V256H250ZM185 256H186V254H185ZM226 257V256H225ZM224 257V258H225ZM252 257V256H251ZM256 257V256H255ZM217 258V257H216ZM247 258V257H246ZM187 259H186V261H187ZM222 259V258H221ZM221 259H219V260H221ZM255 259V258H254ZM257 260V259H256ZM184 261V260H183ZM224 261H225V259H224ZM233 261V260H232ZM255 261V260H254ZM222 262V261H221ZM234 262V261H233ZM183 264H185V263H183ZM219 264H221V263H219ZM229 264V263H228ZM233 264V263H232ZM239 264V263H238Z\"/></svg>","mask_w":264,"mask_h":264}]
</instances>
